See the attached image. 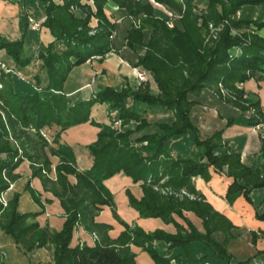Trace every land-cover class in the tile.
<instances>
[{"label": "trees", "instance_id": "1", "mask_svg": "<svg viewBox=\"0 0 264 264\" xmlns=\"http://www.w3.org/2000/svg\"><path fill=\"white\" fill-rule=\"evenodd\" d=\"M153 1L180 14V24L168 25L166 17L155 13ZM108 2L123 8L131 19L125 44L136 53L135 65L149 71L158 91L153 92L150 82L143 79L135 87L129 83L120 87L104 85L89 97L71 103L63 90L68 72L94 56L101 59L113 47L111 36L116 21L105 11ZM71 6H77L83 14L74 13ZM195 7L194 0H48L43 3L45 18L41 24L49 29L53 39L35 55L24 52V37L8 39L0 35V49L10 55L16 66H27L34 57L39 60L31 82L21 78L14 68L0 65V193L21 177L14 169L28 159L31 176L40 177L64 209V221L56 230L46 224L41 226L35 219L41 209H19L21 191L12 190L5 201L0 199V228L24 252L48 246L53 264H137L133 244L145 250L155 264H171V258L154 244L161 239L186 255L192 253L196 241H201L230 258L225 243L233 224L205 199L192 181L195 176L209 179L211 168L232 178L224 194L229 204L243 195L254 205L256 217L264 220V210L251 197L252 189L264 187V109L260 98L243 87L250 78L264 80V37L256 31L264 27V0H207L201 14L194 11ZM238 10L240 16L230 18ZM254 10L259 11L254 14ZM225 17L230 18L229 23L211 43L204 42L203 31L208 21L217 22ZM92 18L96 19L95 26L90 24ZM92 26L94 30L90 32ZM145 30L149 31L147 38ZM40 70L44 71V81ZM204 87L238 107L242 114L248 111L244 124L262 127L261 170L244 163L240 151L223 141L224 128L200 136L190 115L198 100L189 94L198 95ZM130 99L145 103V109L162 106L172 113L171 120H148L144 110L140 112L128 104ZM94 103H107L109 108L116 109L117 116L110 119L119 120L122 128L92 118ZM85 121L99 130L95 140L88 144L92 164L79 169L72 146L61 142L59 136L61 130ZM235 122L236 117L228 116L226 126ZM53 125L59 128L49 142L44 128ZM188 133L201 147L200 159L173 153V139ZM50 155L59 157L55 178L47 174L52 163ZM119 171L133 182L141 181L140 197L129 188L125 191L129 205L139 216L171 221L175 232L162 228L146 231L137 223L128 224L120 218L114 195L104 183ZM69 174L75 176V182L69 180ZM29 181H25L24 188L40 201ZM164 186L174 190L185 188L194 197L164 193L160 189ZM103 205H109L113 216L124 225L115 237L108 234L112 224L95 219ZM183 210L198 215L205 230H198ZM174 214L182 217L186 226ZM77 225L96 235L93 244L72 243ZM216 230L225 232L223 242L212 236ZM180 255L174 256L176 263L185 264ZM252 259L237 263H249ZM260 264H264V258Z\"/></svg>", "mask_w": 264, "mask_h": 264}, {"label": "crops", "instance_id": "2", "mask_svg": "<svg viewBox=\"0 0 264 264\" xmlns=\"http://www.w3.org/2000/svg\"><path fill=\"white\" fill-rule=\"evenodd\" d=\"M22 2L25 4V0H22ZM108 4L110 7H113V10H108L106 12L108 14L112 12V14L118 18L116 24L126 19L125 17L127 15L123 12L122 8L110 2L107 3V5ZM0 5V35L9 39L20 37L21 27L19 16L16 15V9H14L16 7L18 8L19 3L0 0ZM120 11H122V15H119V13H121ZM29 24L30 23L27 25ZM40 31L43 45L53 39V36L48 32L47 28L46 30L42 28ZM112 46V49L105 53L101 59L98 56H94L71 68L63 84V90L69 102L73 103L81 98H87L104 85H112L114 87H120L126 83L134 87L138 85L139 79L137 77V70L142 69V67L135 65L137 58L135 52L132 51L125 42H122L119 46ZM1 53H3V55ZM4 53L5 51L0 49V59L3 62ZM6 62L10 68H14V71L19 74L21 78L27 80L25 75L22 73L20 74V72L15 69L13 62H9V60ZM33 67H30L32 70L29 69L28 75L31 81L36 72ZM36 67H38V65ZM40 71L41 78L44 81V71ZM243 87L245 90L254 93L260 98L261 105H263L264 109V80L250 78L243 83ZM197 98L198 103L191 107L190 115L195 123H197L200 130H204L202 131L203 137L210 135L216 129L224 128L222 133L223 141L240 151L241 160L244 163L251 165L256 170H261L263 167V157L260 154L259 148L260 131L262 132V127L258 125L257 127L246 125L243 119L238 120V118L237 122L226 126L227 117L233 115L234 117H238L240 111L231 103L221 99L216 92L208 87L202 88ZM142 105L143 111L146 105L143 103ZM154 110L158 115H162L163 113L161 108H156ZM145 112L146 111H144V114ZM110 114H112V110L107 103H94L91 107L90 116L97 121L108 123L110 121ZM58 128L59 127L55 125L44 128L49 131V133H47L49 139L53 138ZM98 130V126L91 124L89 121H85L71 125L60 132L59 140L72 146L76 157V165L79 169L87 168L92 164L93 157L88 149V144L95 140ZM173 153H175V151H173ZM50 158L52 165L49 176L55 178L56 173L54 165L59 158L57 155H50ZM15 171L21 174V177L16 181L25 179L23 182H20L23 188L21 189L19 198V209L21 211L41 209L42 212L35 217L39 224L41 226L46 224L51 229H60L64 221V209L60 204L59 198L55 196L52 191L44 187L40 177L31 176V168L28 160L24 159ZM210 171L211 176L209 179L205 180L201 176H195L192 181L195 188L203 193L205 199L216 210L227 216L233 224V227L230 229L231 235L225 243V249L227 254L230 255V258L216 253L213 248L205 245L201 241H196L194 243L193 251L190 255H186L176 246H169L167 242L161 239H156L154 241L155 246L171 258V264H177L174 256L178 253H181L180 256L185 264H228L229 262L238 264V260H245L249 257H253V259L249 263L243 264H260L264 258V220L256 217L253 204L246 200L243 195H239L232 204H229L225 200L224 194L232 178L224 173L215 172L212 168ZM68 178L71 182L76 181L75 176L72 174H69ZM26 180H30V185L39 196L40 201H36L29 190H23ZM104 183L112 191L116 204V212L125 222L128 224L137 223L146 231L155 228H162L172 233L176 231L173 222H166L158 216L141 217L138 211L129 205L125 192L126 188H129L136 197H140L143 193L140 185L141 181L133 182L130 176L119 171L106 178ZM8 189L10 190L11 187ZM24 192L26 194H24ZM6 194L9 195L10 192L8 193L7 191ZM251 197L255 203L259 204V209L264 210V187L252 189ZM183 214L198 230H205L202 219L192 210H183ZM174 218L186 226V222L182 217L174 214ZM95 219L97 221H104L112 224V228L108 230L110 237L117 236L118 233L124 229V225L113 216L109 205H103ZM253 232L256 233L255 238H253ZM213 235H215L214 238H217L216 240L219 242L224 238V234L221 231H214ZM94 240L92 233L85 230L82 226L77 225L75 227L72 237L73 244L78 242L82 243L84 241L93 244ZM14 245L17 249L22 251L15 242ZM43 247L44 246L39 248ZM131 247L136 253L135 260L137 264H155L150 255L140 246L132 244Z\"/></svg>", "mask_w": 264, "mask_h": 264}, {"label": "rangeland", "instance_id": "3", "mask_svg": "<svg viewBox=\"0 0 264 264\" xmlns=\"http://www.w3.org/2000/svg\"><path fill=\"white\" fill-rule=\"evenodd\" d=\"M7 1L8 2L11 1L12 3H14V2L19 3L18 8L16 7L14 9H16V15L19 16L20 27H21L20 37H24V40H25L24 52L27 54L35 55L41 47L46 45V44L43 45L41 42V37H40L41 31L40 30H42V28H45V30H46V27L43 26L41 23L45 18V11L43 8V3L48 2V0H26L25 4L22 2V0H7ZM55 1L61 2L62 0H55ZM153 2H154V7H155V13L162 16V17H166L167 18V24H168V22H171V25H173L174 23L180 24V21H179L180 14H178L174 10L169 9L163 3H159L156 1H153ZM194 2L196 4L194 11L198 14H201V11L207 5V0H194ZM90 3L92 4V2H90ZM110 3H112V2H110ZM106 5H107V3H106ZM106 5H105V11H108V10L112 11L113 10V7H110L109 4L107 6ZM116 6H118V5H116ZM71 10L76 14H81V15L83 14V12L79 8H77V6H71ZM258 11L259 10H254V14H257ZM120 12L121 13H119V15H122V11H120ZM123 12H124V10H123ZM107 15L114 21H116L118 19L117 17H115L114 14H112V12H110L109 14L107 13ZM29 16H31L33 18L32 20L38 21L40 23V25L33 28L32 22L29 20ZM239 16H240V11L238 10L235 14L231 15L230 18L231 17L237 18ZM125 18L126 19L120 21L118 24L115 25L113 36H111L112 45L119 46L122 44V42H125V36L127 33V29L131 25V19L128 16H126ZM230 18L225 17V18H223L217 22L208 21L207 25L204 26L205 28L203 31L204 42L211 43L212 39L216 38L218 36L219 32L223 30L224 26L227 23H229ZM199 22H201V18H198V23ZM28 23H30V24L27 25ZM90 24L95 26L96 19L92 18ZM93 26L91 27L90 32H93V30H94ZM252 28L254 30L255 26L253 25L251 27V29ZM232 31L237 32L238 30L233 29ZM256 31L264 37V27H262ZM48 32H49V29H48ZM144 33H145L144 38H147L149 35V31L145 30ZM1 54L3 55V53H1ZM3 59H4V62L0 59V62H1L0 65L2 66V68L4 67V68L8 69L7 67H10V66L7 65L6 61L9 60V62H13V60L10 57V55L7 54L6 52L4 53ZM37 65L39 66V60L36 57H34L32 62L27 66H16L13 62V66L15 67V69H17V71H19L20 74L22 73L23 75H25V77L28 81L30 80V77L28 76L29 75V69H31L30 67L34 66L33 67L34 70L37 71L38 70V67H36ZM139 70L140 71L143 70L142 73H144L146 80H148L150 82V87H151L152 91L156 93L158 91V89H157L156 83L154 82L149 71H147L143 68L139 69ZM198 95L189 94V97L198 99L197 98ZM252 96H253V93H252ZM130 101H131V105L134 109H137L140 112L142 111V109H143L142 103L143 102L134 101L132 99H130ZM130 101H128V104H130L129 103ZM143 104H145V103H143ZM262 107H263V105H262ZM156 108H158V109L161 108L163 110L162 115H158V113L154 110ZM110 109L112 110V114H110V118L116 117L117 116V110L112 109V108H110ZM144 111H146L144 115L150 121H153L156 119H166V120L170 119L171 120V117H172V113L169 110L163 109V107L160 105H156L152 109L151 108L144 109ZM239 111H240L239 116L236 117V118H238V120L245 119V117H247L250 114L248 111H246L244 114H242L240 109H239ZM233 117H234V115H233ZM191 120L193 121V123H195L194 119L191 118ZM108 123L109 124L111 123L112 126L122 128V125H120L119 121L115 122V121H111V119H110V121ZM195 124L197 125V123H195ZM256 127H257V125H256ZM259 127H261V126H259ZM199 131H200L199 132L200 136L203 137L202 131H204V130L201 131L199 128ZM47 133H49V131H47V129H44V134H46V136L48 138ZM260 133H261V131H260ZM52 139H49V142L52 141ZM172 148L181 157H190V158H194V159H200L201 147L193 141L192 133L180 135L179 137L174 138ZM147 150L144 149L143 152H147ZM26 160H28V159H26ZM29 165H30V163H29ZM16 168L14 169V172H17V171H15ZM54 168H55V165H54ZM50 169H51V166H50ZM49 171L47 173L48 176H49ZM23 180H25V179H22V181L18 180V181L12 182L9 186V187H11V189L7 190L8 193L9 192L11 193L12 190L21 191V189L23 187H22V183H20V182H23ZM23 190H27V189L24 188ZM7 191H5L4 193H0V199L1 200H3V201L6 200L5 198L8 195V194H6ZM24 194H26V193L24 192ZM23 203H24V201H23ZM28 220H31V218H29ZM216 231H221L224 234V238H223V240H221V242H223L225 239V235H226L225 232H223L222 230H216ZM213 234H214V232L212 233V236L215 237V235H213ZM92 236H93V233H92ZM22 251H20L19 249H17L15 247L14 241L12 240V238L8 234L4 233L2 231V229L0 228V264H53L52 250L48 246H44L43 248L34 249L32 251H29V252L23 251V253H22Z\"/></svg>", "mask_w": 264, "mask_h": 264}, {"label": "built area", "instance_id": "4", "mask_svg": "<svg viewBox=\"0 0 264 264\" xmlns=\"http://www.w3.org/2000/svg\"><path fill=\"white\" fill-rule=\"evenodd\" d=\"M32 19L33 18L31 16H29V20L32 22V26L33 27H37V26L40 25V23L38 21H35V20H32ZM168 25H171V22H168ZM142 72H143V70H141V71L137 70V77L139 79V82H140V80L146 79L144 73H142ZM118 121L119 120H116L115 122H118ZM155 187L158 188L157 186H155ZM160 189L164 193H173L174 195H177V196L186 195V196H189V197H194V194L189 192V191H187L185 188H180L179 190H174V189H172L169 186H164V187H161ZM93 237L95 238L96 235L93 234Z\"/></svg>", "mask_w": 264, "mask_h": 264}]
</instances>
